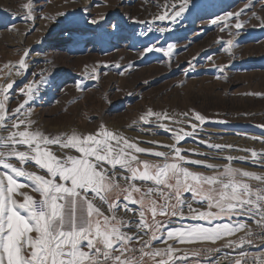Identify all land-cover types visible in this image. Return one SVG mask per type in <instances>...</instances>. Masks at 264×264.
Segmentation results:
<instances>
[{"label": "rangeland", "instance_id": "1", "mask_svg": "<svg viewBox=\"0 0 264 264\" xmlns=\"http://www.w3.org/2000/svg\"><path fill=\"white\" fill-rule=\"evenodd\" d=\"M27 2L0 0V85L15 81L9 90V109L14 110L26 98L20 89L35 83L38 91L29 102L34 127L51 134L71 133L73 129L88 133L104 124L139 141L141 147L157 151L168 149L147 142L172 144V134L145 125L138 117L149 108L169 114L194 109L208 120L194 137L180 145L190 159L224 165L229 163L224 157H244L233 160L232 166L264 174V167L253 163L250 151H243L264 152V0H191L176 22L154 19L165 5L176 0H33L35 20L22 18ZM241 9L244 23L240 30L224 27L234 20L211 23ZM149 27L153 31L142 35ZM157 27L169 31L160 33L155 31ZM229 39L234 41L231 52L227 51ZM169 44L176 45L170 55L146 51ZM25 51L29 52V67L24 75L17 76ZM217 66H225L223 72ZM165 123L181 127L171 121ZM208 144L232 147L214 149ZM140 158L157 160L145 154ZM189 167L212 174L202 166ZM239 220L254 224V242L244 248L262 242L254 222L246 217H233L231 222ZM228 222L225 218L210 225L207 221L173 218L172 226L211 227ZM224 243L176 246L184 251L213 246L220 249ZM156 246L165 245L157 242Z\"/></svg>", "mask_w": 264, "mask_h": 264}, {"label": "snow or ice", "instance_id": "2", "mask_svg": "<svg viewBox=\"0 0 264 264\" xmlns=\"http://www.w3.org/2000/svg\"><path fill=\"white\" fill-rule=\"evenodd\" d=\"M190 2L176 0L165 5L154 19L176 22ZM23 7L27 12L22 18L35 20L33 0ZM243 12H227L211 23L234 20L224 27L240 30ZM91 22L96 24L97 20ZM152 31L149 27L142 35ZM155 31L169 29L157 27ZM226 43L231 52L234 41ZM175 48L169 44L146 51L170 55ZM28 56L25 51L19 60L17 76L27 71ZM217 67L223 72L225 66ZM14 83L0 85V131L6 133L0 135V264H184L189 254L177 244L219 240L225 241L222 248L241 249L231 264H249V253L243 248L254 242L252 228L244 220L231 221L233 217L251 220L264 241V174L232 166L233 160L244 157H224L229 161L224 165L190 159L180 145L196 135L207 122L206 116L194 109L169 114L149 108L142 113L138 120L143 124L172 134V144L147 142L168 151L141 147L139 141L104 124L88 133L75 129L71 133H45L34 127L36 121L30 118L29 102L38 91L35 83L22 87L26 98L14 110L9 109V90ZM165 121L181 127H170ZM243 151H250L253 163L264 167V152ZM142 154L157 160H142ZM190 165L202 166L212 174L193 171ZM173 218L207 221L210 225L225 218L229 222L174 227ZM240 232L244 235H237ZM157 242L165 246L158 247ZM251 264H264V253L252 255Z\"/></svg>", "mask_w": 264, "mask_h": 264}, {"label": "built area", "instance_id": "3", "mask_svg": "<svg viewBox=\"0 0 264 264\" xmlns=\"http://www.w3.org/2000/svg\"><path fill=\"white\" fill-rule=\"evenodd\" d=\"M213 249H218L217 246H213ZM202 250L206 255L211 256V261L214 262V264H231L232 258L236 257L238 253L241 251V249H230V248H220L218 252L216 251H206L207 249H200ZM243 251L249 253V264H251V257L252 255H259L261 253H264V241L260 242L257 247L253 248H243Z\"/></svg>", "mask_w": 264, "mask_h": 264}, {"label": "crops", "instance_id": "4", "mask_svg": "<svg viewBox=\"0 0 264 264\" xmlns=\"http://www.w3.org/2000/svg\"><path fill=\"white\" fill-rule=\"evenodd\" d=\"M253 247H257L256 245H253ZM188 252V259L184 264H209L211 261V256L206 255L202 250L199 249H189L186 250ZM198 252L199 255H193L192 253Z\"/></svg>", "mask_w": 264, "mask_h": 264}, {"label": "bare ground", "instance_id": "5", "mask_svg": "<svg viewBox=\"0 0 264 264\" xmlns=\"http://www.w3.org/2000/svg\"><path fill=\"white\" fill-rule=\"evenodd\" d=\"M154 131H155V130H154ZM251 225H254V224H250V226H251ZM184 226H187V225H184ZM205 243H208V242H205Z\"/></svg>", "mask_w": 264, "mask_h": 264}]
</instances>
